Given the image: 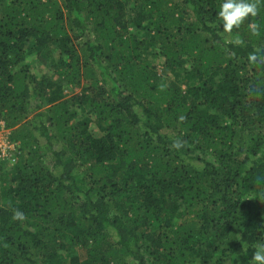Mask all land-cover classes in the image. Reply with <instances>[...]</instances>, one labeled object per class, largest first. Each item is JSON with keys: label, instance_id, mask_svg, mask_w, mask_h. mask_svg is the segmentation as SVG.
<instances>
[{"label": "trees", "instance_id": "obj_1", "mask_svg": "<svg viewBox=\"0 0 264 264\" xmlns=\"http://www.w3.org/2000/svg\"><path fill=\"white\" fill-rule=\"evenodd\" d=\"M222 3L0 0V124L17 148L0 264H249L264 243V95L250 91L264 68L247 57L264 49V5L228 34ZM51 51L55 79L27 61Z\"/></svg>", "mask_w": 264, "mask_h": 264}, {"label": "clouds", "instance_id": "obj_2", "mask_svg": "<svg viewBox=\"0 0 264 264\" xmlns=\"http://www.w3.org/2000/svg\"><path fill=\"white\" fill-rule=\"evenodd\" d=\"M262 5H264V0H223L219 11V17L223 22V32L231 34L234 29H239L250 17H257ZM248 28L251 35H260V25L258 23L250 22ZM234 43L243 45L244 42L237 39ZM247 60L253 67L264 68V49H256L249 53ZM250 91L257 97L264 95V87L260 85L253 86ZM185 119L186 117L183 115L179 117L180 122H184ZM184 145V141L174 140L171 147L175 150H179L184 147ZM12 219L15 221H24L27 217L25 213L19 209H14ZM254 250L249 264H264V243L258 244Z\"/></svg>", "mask_w": 264, "mask_h": 264}, {"label": "rangeland", "instance_id": "obj_3", "mask_svg": "<svg viewBox=\"0 0 264 264\" xmlns=\"http://www.w3.org/2000/svg\"><path fill=\"white\" fill-rule=\"evenodd\" d=\"M134 34H135V36H136V38L138 39V40H140L141 39V37H140V32L139 33H136V31H134ZM153 53L151 54V59L154 61V62H156V59H157V54L155 53V51H152ZM48 54H50V56L48 55V57H46L45 59H43V61H38V59L34 56V55H29V56H27V61H29V62H31V63H33V62H35V63H37L34 67H33V70H34V72L36 73V74H38V75H42V74H44L45 73V75H47V76H51V77H53L54 79H55V76L53 75V69H52V67H50L51 65H50V61H51V59H52V57H53V59L56 57V51H51V52H49ZM37 59V60H36ZM33 61V62H32ZM33 65H34V63H33ZM37 75V76H38ZM182 88H184L183 86H182ZM79 91V89H76V90H74V91H71V90H69V89H67V90H65V92H64V95H65V97L66 98H69L71 95H73V94H76L77 92ZM79 116V115H78ZM93 129H94V127H92ZM4 164H0V176H5V175H7L8 174V172L10 171L9 169V167L11 166V165H9V166H7V165H4ZM0 199H1V197H0Z\"/></svg>", "mask_w": 264, "mask_h": 264}, {"label": "built area", "instance_id": "obj_4", "mask_svg": "<svg viewBox=\"0 0 264 264\" xmlns=\"http://www.w3.org/2000/svg\"><path fill=\"white\" fill-rule=\"evenodd\" d=\"M8 133L9 132L3 128V125H1L0 126V163L4 162L9 165H13L16 158L13 157L12 155L17 148L13 143L8 141Z\"/></svg>", "mask_w": 264, "mask_h": 264}]
</instances>
